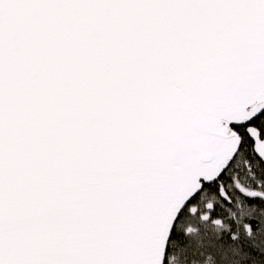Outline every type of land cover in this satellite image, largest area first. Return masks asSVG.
<instances>
[{
	"label": "snow or ice",
	"instance_id": "obj_1",
	"mask_svg": "<svg viewBox=\"0 0 264 264\" xmlns=\"http://www.w3.org/2000/svg\"><path fill=\"white\" fill-rule=\"evenodd\" d=\"M0 264H264V0H0Z\"/></svg>",
	"mask_w": 264,
	"mask_h": 264
}]
</instances>
